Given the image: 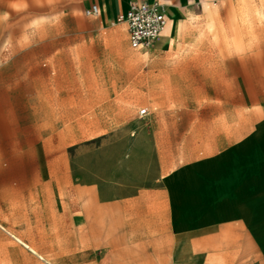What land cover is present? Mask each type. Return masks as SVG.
Listing matches in <instances>:
<instances>
[{
    "label": "crops",
    "instance_id": "0c3cea01",
    "mask_svg": "<svg viewBox=\"0 0 264 264\" xmlns=\"http://www.w3.org/2000/svg\"><path fill=\"white\" fill-rule=\"evenodd\" d=\"M129 1L86 0L83 14L92 3L99 13L75 21L72 34L84 52L98 46L114 61L111 74H123L129 63L138 78L126 25L116 20ZM159 1L166 26L145 53L147 74L163 85V98L152 102L162 109L152 123L161 124L163 144L161 151H134L132 144L129 162L141 152L146 170L132 174L127 186L141 190L112 196L104 183L98 195H81L95 185L73 173L60 180L57 158L43 165L33 151H2L0 264H202L183 259L185 244L178 241L194 236L201 251L204 227L211 228L212 245L226 234L228 245L253 241L264 250V123L250 110L251 92L264 91V71L251 61L264 56L252 54L250 38L230 32L245 26L257 9L254 0ZM204 91L226 109L216 117V138L172 144L184 117L170 109L201 106L196 93Z\"/></svg>",
    "mask_w": 264,
    "mask_h": 264
},
{
    "label": "rangeland",
    "instance_id": "374dc122",
    "mask_svg": "<svg viewBox=\"0 0 264 264\" xmlns=\"http://www.w3.org/2000/svg\"><path fill=\"white\" fill-rule=\"evenodd\" d=\"M85 1L0 0V162L2 151H33L37 164H50L57 158L60 180L66 181L73 173L95 185L81 195H98L106 183L108 195L126 196L141 190L127 186L134 179L132 174L140 177L146 170L141 152L135 163L129 162L133 142L134 151H161L163 143L157 133L161 124L152 121H157L153 116L161 115L162 109L152 102L163 98V85L147 74L145 50L131 48L139 62L138 78L130 75L129 63L123 74H111L114 61L98 46L84 52L72 32L75 21L88 19L83 14ZM252 3L257 9L243 21L245 26L232 27L230 32L250 38L252 54L264 56V0ZM251 65L264 71V58L252 59ZM173 94L178 93H172V100ZM196 95L201 106L170 109L184 117L180 131L171 135L172 144L216 138V117L226 109L210 103L214 95L210 91ZM251 95L254 107L250 110L255 111L257 122L264 123V91ZM143 108L148 114L141 118L138 112ZM212 238L211 228L204 227L202 250L195 251L194 236H180L178 242L185 244L182 258L202 264L264 261V250L253 241L228 245L226 234H220L218 244L212 245Z\"/></svg>",
    "mask_w": 264,
    "mask_h": 264
},
{
    "label": "built area",
    "instance_id": "2783aa9c",
    "mask_svg": "<svg viewBox=\"0 0 264 264\" xmlns=\"http://www.w3.org/2000/svg\"><path fill=\"white\" fill-rule=\"evenodd\" d=\"M98 13L99 7L96 3L84 9L86 16H95ZM116 20L125 23L132 49L147 50L166 26L165 5L159 0H130L126 11ZM146 113V108L138 112L139 116Z\"/></svg>",
    "mask_w": 264,
    "mask_h": 264
},
{
    "label": "bare ground",
    "instance_id": "6f19581e",
    "mask_svg": "<svg viewBox=\"0 0 264 264\" xmlns=\"http://www.w3.org/2000/svg\"><path fill=\"white\" fill-rule=\"evenodd\" d=\"M159 37V36H158Z\"/></svg>",
    "mask_w": 264,
    "mask_h": 264
}]
</instances>
